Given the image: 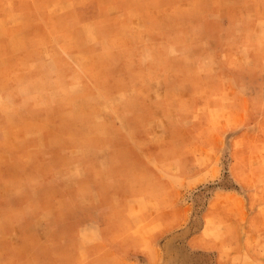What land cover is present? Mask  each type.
Segmentation results:
<instances>
[{"label":"rangeland","instance_id":"rangeland-1","mask_svg":"<svg viewBox=\"0 0 264 264\" xmlns=\"http://www.w3.org/2000/svg\"><path fill=\"white\" fill-rule=\"evenodd\" d=\"M141 181L156 200L140 209L179 202L174 184L194 213L168 264L214 259L174 241L216 187L264 205V0H0V227L113 213ZM255 228L235 264H264Z\"/></svg>","mask_w":264,"mask_h":264},{"label":"crops","instance_id":"crops-1","mask_svg":"<svg viewBox=\"0 0 264 264\" xmlns=\"http://www.w3.org/2000/svg\"><path fill=\"white\" fill-rule=\"evenodd\" d=\"M149 164L158 172L166 167L152 158ZM186 178L181 180L182 186L189 184ZM132 185L141 186L142 190L134 189L123 197L119 209L113 213H103L102 209H97L98 213H51L52 218L58 219L56 225H45L40 220L43 213L22 216L19 221L7 216L0 227L3 264H168L173 235L184 234L190 228L194 213L174 184L169 187L179 202L159 209L150 205L140 209L138 203L156 200L154 192L145 189L144 181ZM240 186H218L213 190L202 213L200 229L189 232L183 242L174 241L180 250L185 248L191 258L196 255L194 251L204 254L214 250V259L209 264H235L237 256L244 257L246 252L252 258L249 244L258 237L256 223L264 226V205L253 210L251 190ZM60 218L78 220L64 227L66 223L58 224ZM81 219L85 220L79 222ZM58 231L73 235L60 241L62 245L46 244L44 235L49 232L58 235ZM69 241L72 243L64 244ZM195 263L191 260L187 264Z\"/></svg>","mask_w":264,"mask_h":264}]
</instances>
